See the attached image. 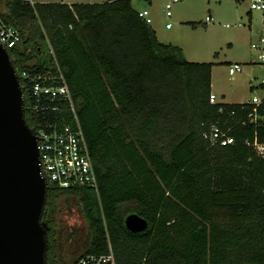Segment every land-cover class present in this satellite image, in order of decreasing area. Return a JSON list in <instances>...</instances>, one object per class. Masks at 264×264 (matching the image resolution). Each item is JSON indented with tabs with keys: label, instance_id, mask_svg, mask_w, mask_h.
<instances>
[{
	"label": "trees",
	"instance_id": "obj_1",
	"mask_svg": "<svg viewBox=\"0 0 264 264\" xmlns=\"http://www.w3.org/2000/svg\"><path fill=\"white\" fill-rule=\"evenodd\" d=\"M0 16L20 35L8 49L16 71L57 63L96 172V189L48 184L42 219L50 264L59 214L74 204L87 234L71 233L64 264L105 252L108 240L117 264H264V157L245 143L255 132L264 139V126L237 122L248 103L209 102L211 62L188 61L160 42L131 0H0ZM42 41L48 58L28 51ZM20 82L33 129L42 117ZM217 119L231 127L233 144L204 137ZM130 212L147 220L145 230L126 229Z\"/></svg>",
	"mask_w": 264,
	"mask_h": 264
},
{
	"label": "built area",
	"instance_id": "obj_2",
	"mask_svg": "<svg viewBox=\"0 0 264 264\" xmlns=\"http://www.w3.org/2000/svg\"><path fill=\"white\" fill-rule=\"evenodd\" d=\"M176 1L179 0H169L165 4L164 15L166 18L172 16L171 7ZM248 1L250 6L247 14L256 11L260 17V28L251 35L250 48L252 52L257 53L255 63L264 64V0ZM136 11L142 20L151 25L153 19L148 9ZM205 19L206 22H209L213 20V17L206 15ZM171 27L170 22L165 24V28ZM19 40L18 31L4 22L0 16V43L9 49ZM242 69L241 62L228 65L230 74L240 72ZM21 79L25 80L24 85L30 100V110L42 117V121L37 123L32 130L36 136L39 150L40 174L47 185L55 184L62 188L92 187L96 189V172L89 148L76 114L71 92L57 63H55L54 70L38 73L23 71ZM260 84L264 89V75L261 76ZM209 102L211 104L221 102L212 90L209 94ZM240 103H248L251 108L239 117L238 123L244 126L248 123L264 126V91L262 95H254L248 101ZM62 111L69 112L67 118L62 114ZM50 112H60L61 114L50 118L47 115ZM230 129L231 127H221L217 119L211 123L209 130L204 132V137L211 145L228 146L235 142V137L230 133ZM245 143L251 146L258 156L264 157V139L259 138L256 132L251 139L246 138ZM72 264H117V261L108 240L105 252L83 254Z\"/></svg>",
	"mask_w": 264,
	"mask_h": 264
},
{
	"label": "rangeland",
	"instance_id": "obj_3",
	"mask_svg": "<svg viewBox=\"0 0 264 264\" xmlns=\"http://www.w3.org/2000/svg\"><path fill=\"white\" fill-rule=\"evenodd\" d=\"M30 2H54L62 0H29ZM102 0H63V2H100ZM169 0H131L136 10L148 9L157 39L178 46L184 57L192 62H211V90L221 102L240 103L254 95L263 94L260 84L264 64L255 63L257 53L250 48L251 35L260 28L258 12L247 14L248 0H179L172 4V16L166 18L164 6ZM206 15L213 17L206 22ZM250 15V17H249ZM251 20V21H250ZM170 22L171 28H165ZM251 26L249 27V24ZM229 24V26H226ZM30 53L48 58L51 49L47 42H40V49L28 48ZM241 62L243 69L230 74L228 65ZM251 86L253 88H251ZM57 243L52 252L56 264H64V252L74 242L71 233L87 234V224L75 204L64 208L60 214ZM74 232L72 234H74Z\"/></svg>",
	"mask_w": 264,
	"mask_h": 264
},
{
	"label": "water",
	"instance_id": "obj_4",
	"mask_svg": "<svg viewBox=\"0 0 264 264\" xmlns=\"http://www.w3.org/2000/svg\"><path fill=\"white\" fill-rule=\"evenodd\" d=\"M21 73L0 43V264H47L48 221L42 219L47 183L40 174L36 136L25 120ZM131 232L147 228L130 212Z\"/></svg>",
	"mask_w": 264,
	"mask_h": 264
},
{
	"label": "flooded vegetation",
	"instance_id": "obj_5",
	"mask_svg": "<svg viewBox=\"0 0 264 264\" xmlns=\"http://www.w3.org/2000/svg\"><path fill=\"white\" fill-rule=\"evenodd\" d=\"M50 230V229H49ZM48 234H49V231H48ZM48 236V235H47ZM48 238V246H50V238L49 237H47ZM47 264H50L49 263V258H48V253H47Z\"/></svg>",
	"mask_w": 264,
	"mask_h": 264
},
{
	"label": "crops",
	"instance_id": "obj_6",
	"mask_svg": "<svg viewBox=\"0 0 264 264\" xmlns=\"http://www.w3.org/2000/svg\"><path fill=\"white\" fill-rule=\"evenodd\" d=\"M62 1H63V0H62ZM66 3L71 4V3H74V2H66Z\"/></svg>",
	"mask_w": 264,
	"mask_h": 264
}]
</instances>
